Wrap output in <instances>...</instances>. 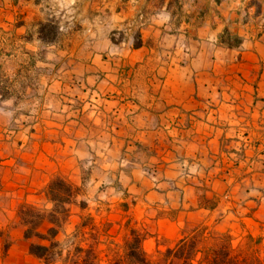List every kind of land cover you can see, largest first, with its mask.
Masks as SVG:
<instances>
[{"label": "crops", "instance_id": "1", "mask_svg": "<svg viewBox=\"0 0 264 264\" xmlns=\"http://www.w3.org/2000/svg\"><path fill=\"white\" fill-rule=\"evenodd\" d=\"M2 70L47 117L0 143L11 205L87 178L147 255L205 233L264 248V0H0ZM12 240L0 264L28 252Z\"/></svg>", "mask_w": 264, "mask_h": 264}, {"label": "rangeland", "instance_id": "2", "mask_svg": "<svg viewBox=\"0 0 264 264\" xmlns=\"http://www.w3.org/2000/svg\"><path fill=\"white\" fill-rule=\"evenodd\" d=\"M6 69V68H4ZM12 69V68H11ZM5 70L0 71V75H3ZM0 80V88H7L5 95L7 98L4 101L0 100V122L4 123L5 126L0 130V143L1 142H12L17 136L19 138L27 137L31 131L28 128L31 126L32 121L35 118H40V114L36 115L31 113V109L34 104L40 102L38 96L41 89L33 87L34 89L28 88L26 91L23 90L24 86H18V83ZM41 85V84H40ZM34 90V91H33ZM34 118V119H33ZM46 115L40 119L46 120ZM1 151V150H0ZM5 153L15 154L14 148L5 150ZM0 152V157H1ZM1 161V158H0ZM1 177H3V166L0 164V187ZM83 185L76 189V196L79 192L83 193L84 198L75 197L74 202L78 206L70 207V216L67 222L62 226L59 231L57 241L62 245L63 248L73 250L74 246L81 244L86 247L87 244L92 242V234H89L91 224L97 229L95 234L98 240V253L101 259V263H110L112 260L123 254L122 243L123 239L127 236L128 230L126 229V222L128 215L123 213L122 210L107 208L109 202L107 197H111L106 194L104 187L99 189L89 185L87 178ZM107 182H110V177H107ZM33 200H29V204L37 207L40 210L48 211L51 209V205L46 203L44 200L37 197ZM10 196L0 194V256L4 258L6 251L9 246L13 243L12 239L21 238L24 243L29 247L31 243H40L39 240L33 238L27 240L23 236L24 227L20 223L19 210L21 204L11 205L9 201ZM20 201V200H19ZM25 205V203H23ZM27 204V203H26ZM218 218V216H217ZM87 219H91L89 227H85V235L74 238L75 228L77 225L85 222ZM148 219V220H147ZM152 218L147 217L146 219L137 218L132 224L137 229L142 228V225H149V221ZM90 222V221H88ZM151 225V224H150ZM47 224H44L40 231L44 233L47 228ZM109 226V228H107ZM197 234L195 236H199ZM236 236V240H239L241 234L233 233V237ZM242 237V236H241ZM82 238V239H81ZM159 243H162L158 240ZM219 245L229 246V257L237 261L238 264H264V248L257 247L254 243L243 242L230 243L227 236H217L216 234L209 235L205 233L203 237L199 239L197 246L198 250L207 252L210 248H214ZM158 249L151 247L148 257L152 261H158L162 258L161 253L165 251L163 243L159 245ZM19 249L25 250V246L18 245ZM22 263L21 264H43L41 260L29 254V251L22 252ZM202 254L198 253L196 259H200ZM11 264H18V261H14ZM205 264V263H203Z\"/></svg>", "mask_w": 264, "mask_h": 264}, {"label": "trees", "instance_id": "3", "mask_svg": "<svg viewBox=\"0 0 264 264\" xmlns=\"http://www.w3.org/2000/svg\"><path fill=\"white\" fill-rule=\"evenodd\" d=\"M46 196L52 206L48 211L40 210L30 204L22 205L19 210L20 223L24 227V238L27 240L35 238L40 241L29 245V254L41 260L43 264H102L97 250L99 245L97 236L93 235L97 229L91 224V219L77 225L73 235L74 238L84 236V229L89 227L88 223H90L89 234L93 233L92 242L86 247L77 244L71 251L63 248L57 241L60 229L69 219L67 206L74 202L76 189L65 180L55 178L49 182ZM44 224L48 226L42 233L40 228ZM145 239V233L130 228L123 239V254L105 264H238L229 257L228 245H219L210 248L207 252L198 250L199 236H193L187 241L181 239L174 248L165 249L161 253L160 260L152 261L143 250ZM198 253L202 254V257L197 260Z\"/></svg>", "mask_w": 264, "mask_h": 264}]
</instances>
